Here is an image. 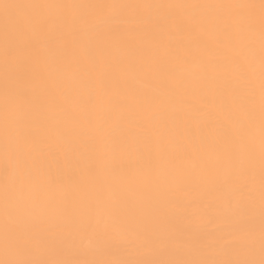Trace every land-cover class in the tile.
I'll use <instances>...</instances> for the list:
<instances>
[{"label": "snow or ice", "instance_id": "obj_1", "mask_svg": "<svg viewBox=\"0 0 264 264\" xmlns=\"http://www.w3.org/2000/svg\"><path fill=\"white\" fill-rule=\"evenodd\" d=\"M0 264H264V0H0Z\"/></svg>", "mask_w": 264, "mask_h": 264}]
</instances>
